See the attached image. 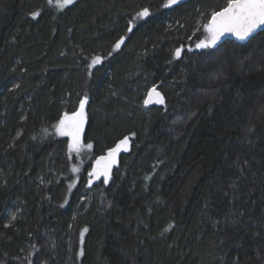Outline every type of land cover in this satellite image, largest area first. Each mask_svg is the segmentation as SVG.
<instances>
[{"label": "trees", "instance_id": "1", "mask_svg": "<svg viewBox=\"0 0 264 264\" xmlns=\"http://www.w3.org/2000/svg\"><path fill=\"white\" fill-rule=\"evenodd\" d=\"M165 2L0 0V264H264V30L197 50L227 0Z\"/></svg>", "mask_w": 264, "mask_h": 264}, {"label": "snow or ice", "instance_id": "2", "mask_svg": "<svg viewBox=\"0 0 264 264\" xmlns=\"http://www.w3.org/2000/svg\"><path fill=\"white\" fill-rule=\"evenodd\" d=\"M48 4L54 7L58 11H62L64 8L73 4L74 0H47ZM180 3V0H166L163 7L170 8L173 5ZM34 17L40 15L39 12L32 14ZM141 18L150 15L149 9L144 8L141 12L137 13ZM133 22H129L132 25ZM203 28L208 33L204 40H200L197 44V48H209L214 47L222 36L225 34H233L240 40L248 39L257 29L264 28V0H227L226 4L219 11H212L210 18ZM128 31H132V27L128 28ZM124 43V37H121L117 41L115 47L120 48ZM182 48L175 50V57L179 58ZM94 64L101 63V58L97 56L93 61ZM18 87V86H17ZM156 97V103L163 104V96L156 90L155 87L151 89L148 94V99L145 100V104L152 101V97ZM88 103V98L85 96L79 102V109L74 110L71 114L64 113L58 124L55 126L56 131L60 136L70 138L68 143V151L79 153L82 149H91L92 144H84L83 132L86 123L85 105ZM128 138L125 137L115 148L109 150L106 157L102 156L96 160V167L89 173V176H93L99 179L101 176L105 177V183L109 178L111 166L115 163L116 154L121 150V146L127 147ZM73 171H79L77 168H73ZM74 186V185H70ZM15 219V216H12ZM84 231H87L85 229ZM83 237V233H81Z\"/></svg>", "mask_w": 264, "mask_h": 264}, {"label": "rangeland", "instance_id": "3", "mask_svg": "<svg viewBox=\"0 0 264 264\" xmlns=\"http://www.w3.org/2000/svg\"><path fill=\"white\" fill-rule=\"evenodd\" d=\"M184 1H187V0H180V3H178V4H181V3H183ZM178 4H176V5H178ZM176 5H173V6H176ZM173 6H172V7H173ZM198 20H199V19H198ZM198 23H201V20H199ZM207 35H208V33H207ZM204 39H205V38H204ZM204 39H203V40H204ZM223 39H224V36H222V37L220 38V40L217 42V44H216L215 46H217L219 43H221V42L223 41ZM215 46H214V47H215ZM209 48H213V47H209ZM196 49H197V50H205V49H208V48H197V47H196ZM181 53H182V52H181ZM94 60H95V59H94ZM92 63H93V61H92ZM146 98H148V95H147ZM82 99H83V98H82ZM155 101H156V97L153 96V97H152V101H151L149 104H151V103H153V102H155ZM92 106H94V105H92L90 99H88V103L85 105V113H86V117H87L88 112L91 110ZM78 109H79V106H78ZM78 109H77V110H78ZM96 109L98 110L99 108H96ZM86 123H87V119H86ZM86 123H85V126H84V131H85V128H86ZM54 134H55L58 138H67V139H68V143L70 142V138H68V137H63V136H60V135H59V133L56 131V127L54 128ZM83 135H84V132H83ZM85 152H86V149L84 148V149H82L78 154L75 153V152H72L71 154L69 153L70 159L76 158V159H79L80 162L82 161V163H84V161H83V155L85 154ZM13 215L16 217L15 212H10V213H9V215H8V222L13 221V219H12V216H13Z\"/></svg>", "mask_w": 264, "mask_h": 264}, {"label": "water", "instance_id": "4", "mask_svg": "<svg viewBox=\"0 0 264 264\" xmlns=\"http://www.w3.org/2000/svg\"><path fill=\"white\" fill-rule=\"evenodd\" d=\"M147 18V17H146ZM264 30V28H262V29H257V31L256 32H254L248 39H246V40H240L239 38H237L235 35H233V34H225L224 35V38H228V39H230V40H234V41H237V42H240V43H246L247 41H249V39L251 38V37H253L254 35H256L257 33H259V32H261V31H263ZM125 41V40H124ZM100 57V56H99ZM101 58V63H99V64H94V63H92V65H91V68L92 69H94V68H96V67H98V66H100L101 64H102V62H103V58L102 57H100ZM159 87H160V85H157V86H155V88H156V90L160 93V91H159ZM151 91V90H150ZM161 94V93H160ZM162 95V94H161ZM163 96V95H162ZM153 105H160L159 103H156V101L155 102H153V103H151L150 104V106H153ZM107 156V155H106ZM106 156H104V157H106ZM99 159V158H98ZM114 165V163L112 164V166ZM112 166H111V168H112ZM96 167V161L94 162V165H93V169ZM92 169V170H93ZM110 176H111V174L109 173V178H110ZM92 178H93V181L94 182H97V181H99L100 179H102V178H105V177H103V176H101L99 179H97V178H95V177H93L92 176ZM109 178H107V179H109Z\"/></svg>", "mask_w": 264, "mask_h": 264}]
</instances>
